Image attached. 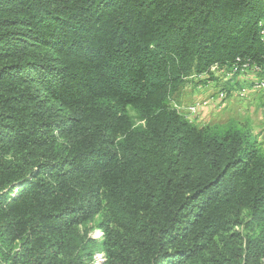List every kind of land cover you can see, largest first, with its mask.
Listing matches in <instances>:
<instances>
[{
    "label": "trees",
    "instance_id": "obj_1",
    "mask_svg": "<svg viewBox=\"0 0 264 264\" xmlns=\"http://www.w3.org/2000/svg\"><path fill=\"white\" fill-rule=\"evenodd\" d=\"M237 58L264 66V0H0L1 264H86L88 240L98 264H179L264 206L249 130L169 105ZM97 195L120 216L101 246L76 231Z\"/></svg>",
    "mask_w": 264,
    "mask_h": 264
},
{
    "label": "rangeland",
    "instance_id": "obj_2",
    "mask_svg": "<svg viewBox=\"0 0 264 264\" xmlns=\"http://www.w3.org/2000/svg\"><path fill=\"white\" fill-rule=\"evenodd\" d=\"M251 75L242 73L229 79L219 75L209 76L204 81L205 83L199 81L195 86L186 85V89H181L169 99V105L184 117L183 114L187 115V108L196 103L197 113L193 116L191 123L198 127L222 125L233 120L249 130L264 149V92H250L245 98L240 99L234 93L230 94V90H237L243 84H250L254 78L253 75L250 78ZM222 86L224 90L229 89V93L225 100L219 102L216 98V90L218 91V87L222 88ZM126 114L135 127L143 124V120L134 110L126 108ZM17 186L11 190V194L16 192ZM89 204L94 212L93 216L79 224L76 231L101 246L106 236L107 225L110 224V218L113 222H118L120 216L102 196H92ZM234 214L231 215L233 218L227 229L215 238L212 245L194 256L183 257L179 264H214L216 256L219 258L222 254L228 259L230 256L228 253L242 250L247 242L255 241L264 244V206L257 209L241 208L236 216ZM89 241L79 255L81 258L84 257L86 264H98L101 261H97V255L103 260L102 250L93 251L92 243ZM89 254H92L91 258ZM255 264H264V255L257 259Z\"/></svg>",
    "mask_w": 264,
    "mask_h": 264
},
{
    "label": "built area",
    "instance_id": "obj_3",
    "mask_svg": "<svg viewBox=\"0 0 264 264\" xmlns=\"http://www.w3.org/2000/svg\"><path fill=\"white\" fill-rule=\"evenodd\" d=\"M209 71L211 72V74L219 75L225 79H229L234 75H241L242 73L252 74L254 78L250 82V84H243L239 88H237V90H230V94L234 93V95L239 99L245 98L250 92H264V77L262 76L264 66L251 63L248 60L240 62V59L237 58L236 61L230 66H220L218 64H214L210 67ZM216 98L219 101L225 100L227 98V92L223 88L218 87V91L216 90ZM196 107V103L192 106H189L186 110L187 115L183 114L187 121L193 122V116H195V114L197 113ZM96 259L97 261H102L101 256L99 255H97Z\"/></svg>",
    "mask_w": 264,
    "mask_h": 264
},
{
    "label": "crops",
    "instance_id": "obj_4",
    "mask_svg": "<svg viewBox=\"0 0 264 264\" xmlns=\"http://www.w3.org/2000/svg\"><path fill=\"white\" fill-rule=\"evenodd\" d=\"M246 74H249V73H246ZM212 77V74H210V73H205V74H202V75H199V76H197V78L196 79H198V80H202V79H205V78H208V77ZM252 76H250V78H251ZM192 86V85H191ZM186 87L187 86H185V87H183L182 89H186ZM217 101H219V100H217ZM220 102V101H219Z\"/></svg>",
    "mask_w": 264,
    "mask_h": 264
}]
</instances>
